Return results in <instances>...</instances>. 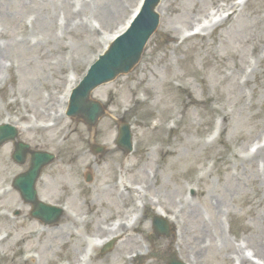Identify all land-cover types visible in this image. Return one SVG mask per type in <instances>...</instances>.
Here are the masks:
<instances>
[{
    "label": "rangeland",
    "instance_id": "1",
    "mask_svg": "<svg viewBox=\"0 0 264 264\" xmlns=\"http://www.w3.org/2000/svg\"><path fill=\"white\" fill-rule=\"evenodd\" d=\"M229 2L236 0H161L159 26L139 62L92 91L106 112L88 129L83 120L62 114V96L138 0H0V44L6 46L0 55V124L15 126L18 140L32 150L55 155L37 181V196L68 209L52 225L30 215L31 205L11 184L27 161L14 162L13 142H5L0 264H24L26 258H35L32 264H166L174 252L187 264H234L245 252L264 260V162L251 158L264 147V0L214 16ZM191 18L201 24L195 36L187 26ZM163 21L169 29L164 44L158 31ZM151 69L158 94L149 106L134 105L133 97L149 98L144 75ZM184 75V89H159V81L179 85ZM128 88L134 95L124 101ZM183 94L210 98L184 106ZM145 108L152 113L143 117ZM163 108L170 112L159 116ZM123 120L131 125L129 154L114 144ZM173 138L175 153L167 156L158 145ZM94 144L104 153L94 154ZM192 160L199 163L193 172L187 165ZM134 184L137 193L126 189ZM145 194L152 203L140 198ZM157 208L173 219L164 236L152 228ZM124 211H131V223L140 218L125 230L130 236L121 239L115 226L107 237L114 241L111 249L97 248L90 259L84 248Z\"/></svg>",
    "mask_w": 264,
    "mask_h": 264
},
{
    "label": "water",
    "instance_id": "2",
    "mask_svg": "<svg viewBox=\"0 0 264 264\" xmlns=\"http://www.w3.org/2000/svg\"><path fill=\"white\" fill-rule=\"evenodd\" d=\"M159 0H146L141 14L132 24L131 28L111 45L105 55L91 66L88 74L74 89L67 114L82 118L89 127L93 126L98 118L104 114L101 105L90 100V92L98 85L111 81L120 73H127L139 60L143 47L158 25L159 17L154 7ZM17 135L14 127L0 126V145L7 140H13ZM131 135L127 124L120 125L118 129V145L125 151L131 150ZM28 145L18 142L15 144L13 159L18 163L24 162V154ZM54 159L52 154L42 151L31 152L29 169L18 175L14 180V186L19 190L25 202H31L34 206L32 216L39 217L46 222L53 221L56 213L54 209L46 208L36 199L34 188L36 179L41 169ZM159 231L164 228L155 223ZM168 264H182L172 258Z\"/></svg>",
    "mask_w": 264,
    "mask_h": 264
},
{
    "label": "bare ground",
    "instance_id": "3",
    "mask_svg": "<svg viewBox=\"0 0 264 264\" xmlns=\"http://www.w3.org/2000/svg\"><path fill=\"white\" fill-rule=\"evenodd\" d=\"M140 1L141 0H139V3H140ZM248 2V0L246 1V3ZM234 6V4H232V3H229V4H226V5H224V8H222V9H220V10H227L228 8H231V7H233ZM157 10H158V12H160V6L157 8ZM220 10H216L217 12H220ZM196 21H199V20H197V19H194V20H192V18L190 19V24L189 25H187V26H191V28H189L190 30H192V29H195V34H197L198 32H199V30H200V28H201V24L198 22V23H194V22H196ZM127 23V22H126ZM124 25H126V24H124ZM187 26H185V28H187ZM216 27V26H215ZM215 27H213V28H215ZM124 28V27H123ZM212 28V29H213ZM188 29V28H187ZM158 31H159V34H160V36H162V37H164V40H162V41H160V42H165L166 41V39L168 38V35H169V29L167 28V24L165 23V21H163V23H162V25H161V27L158 29ZM117 32H119V31H117ZM116 33V32H115ZM114 33V34H115ZM114 34H112L111 36H110V38L107 40V42L105 43V46L109 43V42H111V39H112V37H113V35ZM164 42H163V44H164ZM165 43H167V41L165 42ZM5 45L4 44H0V55H1V53H2V50L3 49H5ZM3 67V64H2V62H0V69ZM145 76V80H147V81H149L150 82V84L149 85H146V87H145V90L148 92L147 94L149 95V98H144V99H139V97L138 98H132V103L134 104V105H141V104H146V105H148L149 106V104L147 103V100L148 99H152L153 97H155L156 96V94H158V92H157V90H156V83H157V80H158V76H157V73L154 71V70H150V72L148 73V74H145L144 75ZM178 80H179V85L178 84H175V83H173L170 79H165L163 82L162 81H159V89H162L163 91H164V87L166 88V91L168 92V93H170V94H172L173 92H172V90L173 91H175V92H177L178 90H182V89H184L185 88V82H186V78H185V75L184 76H180L179 78H178ZM179 86V87H178ZM71 87H72V85L70 86L69 85V88L67 89V95H68V93H69V90L71 89ZM102 92V91H101ZM123 94H124V101H126V100H131V97L134 95L133 94V92H132V89L130 88H128V89H123ZM209 96L208 95H206V96H204V98H202V99H200V98H196V97H193V98H190V97H187V95L186 94H183V97H181L180 98V100H179V103L180 104H182V105H184V106H187V105H189V104H198V103H200L201 101H208L209 100ZM123 102V100H117V102H116V104H118V103H122ZM207 103V102H206ZM208 104V103H207ZM126 106V105H125ZM170 112V110L168 109V108H163V110H161V112H160V114H159V116H161L162 114H168ZM152 113V109H150V108H145V109H143L142 110V112H141V116H143V117H145V116H149L150 114ZM162 113V114H161ZM185 114H187V112H185ZM184 117H185V121L188 119V117H186V115H184ZM55 121V120H54ZM4 122H9V120L8 119H5L4 120ZM50 127V126H49ZM56 127V126H55ZM51 129V128H50ZM175 138H173V139H171V140H167V142L165 143V144H163L162 143V141H160V143H159V145H158V147H159V150H161V152L162 153H165V154H167V156H170L171 154H174L175 153V148H174V145H175ZM204 147H206V146H204ZM214 152H216L217 153V150L216 151H214ZM205 153H207L206 154V156L207 157H214L215 156V154L213 155V153H208V152H205ZM217 158H219L220 160H221V163H224L225 162V159L223 158V157H221V156H218V157H216V159ZM251 158L252 159H256V161H260V162H264V147H262V146H260V147H258L256 150H255V152L252 154V156H251ZM184 161V160H183ZM197 164H199V163H197V161H193L192 160V162L191 163H188L187 162V165L190 167V169H191V171L193 172V170H194V168H195V166L197 165ZM4 192L5 191H2V193L0 192V194H4ZM140 198L141 199H143V196H140ZM151 203V202H150ZM146 209V204H145V202L143 203V206H142V212H144V210ZM65 216H67V215H65ZM169 219H172V218H169ZM140 220V218H137V222ZM120 226L118 227V231L119 232H121L122 231V236H121V239L123 238V237H128V236H130V233H128L127 231H125L124 230V228L122 227V226H126V224H125V222H120V224H119ZM64 227H65V225H63ZM127 227V226H126ZM101 228L102 227H99V229L98 230H101ZM108 234H109V232H103L102 234H101V236H108ZM100 236V237H101ZM263 247V246H262ZM96 248H97V246H95L93 243H92V246H91V244H89L88 246H86L85 248H84V250L85 251H87L88 253H89V255H90V259H93L94 258V254H93V252L96 250ZM87 249H89L90 250V252H89V250H87ZM166 252H168V250L166 251ZM236 259H237V263L238 264H248V262L249 263H251V264H261L260 263V261H262L263 259H261L260 257H259V259H255L257 262H259V263H255L254 262V260H253V258H241V256H239V254L237 253V257H236ZM35 261V258H30V259H28V258H26V259H23L22 260V262L24 263V264H32L33 262ZM148 264V263H147Z\"/></svg>",
    "mask_w": 264,
    "mask_h": 264
}]
</instances>
